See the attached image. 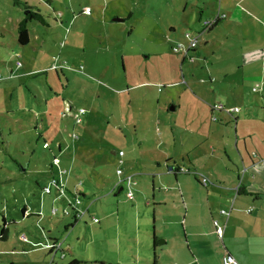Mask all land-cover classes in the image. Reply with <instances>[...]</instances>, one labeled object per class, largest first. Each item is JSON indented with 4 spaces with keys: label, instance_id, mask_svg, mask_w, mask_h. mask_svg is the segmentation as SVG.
<instances>
[{
    "label": "rangeland",
    "instance_id": "obj_1",
    "mask_svg": "<svg viewBox=\"0 0 264 264\" xmlns=\"http://www.w3.org/2000/svg\"><path fill=\"white\" fill-rule=\"evenodd\" d=\"M14 1L0 0V228L4 218L6 225L2 228L7 229L5 239H0V264L48 263L51 254L42 247L47 241V229L52 236L61 235L57 239H64L67 246L65 251H58L52 264H67L71 257L81 264H96L93 261L114 258L117 253L130 254L128 249L142 260L138 264H147L141 257L147 254L148 264H166L163 256L185 240L182 227L188 226L190 215L183 219L184 210L176 200L167 208L160 207L156 243L162 244L160 241L166 237L169 243L160 245L162 252L154 253L151 238L143 236L145 231L153 232V212L141 194V188L151 186V176L134 175L136 186L130 188L133 200H128L124 183L114 187L118 181L116 169L126 168V164H119L117 152L130 155L131 139L141 137V133L132 135L131 126H141L148 119L151 125L158 105L171 101L180 104L172 115L181 113L182 121L191 126L194 119L187 116L188 112L204 109L195 96L207 102L218 93L211 75L218 78L227 73L221 78L228 81L241 76L239 69L218 73V67L231 59L222 47L236 46L237 35L243 31L237 26L217 27L218 23L210 31L218 33L215 39L224 40L211 45L208 39L205 46L202 41L210 31L205 32L195 43L196 50L189 53L193 61L181 63V52H173L172 46L188 43L184 33L193 35L201 29L202 21L213 18L208 9L201 12L188 4L183 12V0H52L50 8L44 0H18L41 10L49 24L44 27L28 22L30 41L19 45L16 25L22 9ZM205 1L216 10L217 0ZM52 8L56 11L52 12ZM197 49L202 50L198 56ZM221 89L226 93L229 86ZM65 101L71 103L73 112L84 109L79 123L62 115L59 104ZM67 113L64 114L68 116ZM156 115L162 117L163 113ZM35 122L38 129L34 128ZM43 141L49 148H43ZM56 142L66 143L67 149L58 151ZM53 157L59 164L50 169ZM59 169L64 170L61 176ZM52 175L67 180L69 190L61 193L51 187L49 193H44ZM164 181L165 178L156 179L155 189H162ZM120 186L122 190L118 191ZM193 194L199 203L192 212L196 223L198 218L201 221L203 195ZM76 198L81 207L88 206V213L73 222L69 206ZM23 207L27 211L24 217ZM191 208L188 202L187 209ZM64 209L69 210L66 216ZM92 215L99 219L98 223L91 222ZM64 223L69 230L63 233ZM191 227L194 229L193 224ZM249 228L252 230L251 226L246 230ZM21 234L26 236V242L19 238ZM257 236H248L249 240L240 246L250 249L251 264H264V243ZM132 238L137 239L138 250L134 251ZM196 238L209 264H220L211 236L202 239L204 242ZM60 253L64 254L62 258Z\"/></svg>",
    "mask_w": 264,
    "mask_h": 264
},
{
    "label": "crops",
    "instance_id": "obj_2",
    "mask_svg": "<svg viewBox=\"0 0 264 264\" xmlns=\"http://www.w3.org/2000/svg\"><path fill=\"white\" fill-rule=\"evenodd\" d=\"M188 4L190 8L195 9L196 7L201 12L208 9L210 14H213V18L218 15V21L214 26L220 23L217 27L237 26L243 31L242 35H237L236 46L232 44V49L222 47L226 49L225 54L231 58L232 62L229 60L230 62L220 64L218 67V73L227 69H231L233 72L239 69L241 76L238 77L239 80L230 79L228 81L221 78L227 73L219 74L218 78L217 75H211L210 81L216 82L218 93L215 99L208 98L207 102L199 98L198 95L195 96L194 100L203 105L204 109L202 112H188L187 116L194 119L193 122H190L191 126L182 121L184 117L181 113L178 116L172 115L180 108V104H175L173 101L158 105L159 111L154 112L151 125L147 123L149 119L141 126L132 125V135L137 136L141 133V137L131 139L129 144L131 148L128 149L130 155L126 156L127 152L122 150H119L122 151V154L117 152L119 164H126L125 167L127 168V171L126 168L121 169V175L130 176L131 190L133 185L136 186L137 180L132 181L135 174L151 176V186H146L145 190L141 188L143 190L141 194L144 197L145 205L151 208L153 212V232L147 233L145 231L143 236L148 240L151 238L150 246L154 253H156L155 250L162 252L163 249L160 245L164 247L169 243V237H166L164 242L156 244L153 250V236L155 239L159 237L156 224L159 222L157 213H159L160 207L165 206L167 208L176 200L184 210L183 219L186 220L187 215H190L188 222L190 228L186 227L185 224L183 227L181 226L185 240L182 241L183 243L178 242L179 248L170 249L169 254L163 256L166 264H209L210 260L207 255L202 253L199 240L196 237L204 242L202 239L210 236L214 242L215 254L220 264L221 256L224 253L231 254L236 264H251L249 259L252 253L248 246L242 248L241 243L245 244L246 240H249L248 236L252 234H257V239L264 243V15H262L264 14V0H217L215 11L209 8L205 0H200V2L183 0V12H186ZM47 7H52V4L47 5ZM54 9L52 12L56 11ZM258 15H262V17ZM197 19L200 18L197 17ZM46 22L48 24L47 20ZM48 25L44 27H48ZM200 25L201 29H198L193 35L191 32H185L184 37L187 39L196 37L198 40L205 32L210 31L203 29L202 22ZM213 31L214 29L203 39V45H207L208 39L212 43L211 45H215L216 41L224 40L221 37L215 39L214 36L218 33ZM232 36H235V33ZM194 50H196L195 47ZM197 50L196 55L198 56L202 50ZM189 56L191 58L186 57L184 59L193 61L194 56ZM147 82L149 81H143V83ZM169 84L172 83L169 82ZM225 85L229 86L226 93L221 89ZM63 104H59L61 110L63 109L62 115L71 118L74 113L72 111L73 106L68 101ZM155 104L157 105L158 101H155ZM219 104L222 105L221 108L216 107ZM47 106L49 109L51 104ZM169 107H173V109H169ZM67 109L71 112L70 114L67 113ZM229 109H233V111L230 112ZM64 113H67L68 116ZM157 113H163L162 117L156 115ZM43 114L46 115L48 112L43 111ZM177 118L181 121H178ZM147 124L148 126H146ZM34 128L38 129L36 122ZM55 145L60 152L67 149L66 143L56 142ZM46 148H49V145ZM83 151L84 156L87 155L85 150ZM136 152L137 155H134ZM149 157L151 158L150 162H148ZM138 159H140L139 162L135 161ZM49 167L50 169L53 168L51 162ZM142 169H144V173H142ZM52 177L54 176L52 175ZM159 177L165 178L166 184L162 186V189L156 190L154 187L155 180ZM203 177L209 181L206 185L201 184ZM61 181L64 184V191L69 190L67 180L61 179ZM119 188L122 190L121 186ZM149 190L150 194L148 193ZM192 192H199L203 195L200 199L203 213L201 214V221L198 218L196 223H194L192 212L194 209H198L195 207L198 201ZM78 193L80 194L79 189ZM80 195L78 196L83 197L82 194ZM128 200H133V197ZM188 202L192 204L190 210L187 209ZM78 206L86 210L83 216L88 213V206L85 208ZM248 208H251V211L247 212ZM22 209H24L22 212L24 217L27 211L24 207ZM91 217L97 218L95 215ZM104 218H106V214H104ZM2 219V225L5 226L6 221L4 218ZM213 221L218 226L224 227L221 237L215 233ZM91 222L98 223L99 219ZM191 224H193L194 229H192ZM247 226H251L252 230L249 228L247 231ZM62 227L63 233L69 230L65 223ZM48 232L47 229L45 236L47 241L53 239L59 241L61 249L65 251L64 248L67 246L64 245V239H57L61 235L52 236ZM130 241L132 246L133 244L134 246L137 245L136 238H132ZM192 242H194L193 245H191ZM157 245L160 248H157ZM185 249L188 251L187 255L184 253ZM135 250H138L137 246L134 247ZM127 252L130 254L122 256L117 253V257L110 258L113 260L101 258L98 262L93 261V263L123 264L122 262H124V264H138L142 262L139 257L134 256L131 249H128ZM141 257L145 259V263H149L148 254ZM72 260L81 264L74 257H71L68 263Z\"/></svg>",
    "mask_w": 264,
    "mask_h": 264
},
{
    "label": "built area",
    "instance_id": "obj_3",
    "mask_svg": "<svg viewBox=\"0 0 264 264\" xmlns=\"http://www.w3.org/2000/svg\"><path fill=\"white\" fill-rule=\"evenodd\" d=\"M87 12H88V10H85V13H87ZM216 18H218V15L215 16L213 19H208V20L202 21L203 29H208L209 27H211L214 24ZM186 35H188V34H186ZM196 42H197V38L196 37H190V38H188V43L183 44V43L179 42L176 45L172 46L171 50L173 52H178V53L181 52L182 57H184V58H186V57L191 58L189 56L190 55L189 53L194 50ZM16 65L19 66L20 62L17 61ZM221 106L222 105L219 104L216 107L217 108H221ZM229 111L231 112V111H233V109H229ZM67 112L71 113L68 109H67ZM83 112H84V109L83 108H79L72 114V117H73L75 123H79L80 122V114H82ZM42 146L44 148H46V147H48V143L47 142H43ZM119 154H122V151H119ZM58 164H59V160L56 157H53L52 161H51V165L58 166ZM121 171L122 170L120 168L116 169V175H117L118 181L116 182L114 187H116L117 185H119L121 183H124L127 186V188H128L126 196H127L128 199H131L132 198V192L130 190V176H122L121 175ZM63 173H64V170H62V169L58 170L59 176H61ZM208 182L209 181L205 177H203L201 179V184L202 185H206ZM51 187H56L58 189V191L61 192V193L64 191V184L61 181L60 177L58 179H56L55 177H52L49 180L48 184L43 188V192L44 193H49ZM77 196H78V194H77ZM78 205H79V199L76 198L75 201L73 202V204H71L69 206L70 210L72 211L73 217H77V219L80 218L84 214V212L86 211L85 209L79 208ZM246 211L247 212L251 211V208H248ZM52 212H54V209H52ZM68 214H69V210L64 209L63 215L66 216ZM92 219L94 221H97V218L92 217ZM213 226H215V233L217 234V236L221 237L222 233H223V227L222 226H218L215 221H213ZM19 238L21 239V241L26 242V236L24 234H21L19 236ZM42 247L44 249H46V251L48 253L51 254L50 255V259H49L47 264H52L53 261H54V257L58 253V251H60V252L63 251L61 249V243L59 241H57V240L47 241V242H45L42 245ZM59 256H60V258H62L64 256V254L60 253ZM220 262H221V264H236L234 257L231 254H229V253H224L221 256Z\"/></svg>",
    "mask_w": 264,
    "mask_h": 264
},
{
    "label": "trees",
    "instance_id": "obj_4",
    "mask_svg": "<svg viewBox=\"0 0 264 264\" xmlns=\"http://www.w3.org/2000/svg\"><path fill=\"white\" fill-rule=\"evenodd\" d=\"M44 2L48 6L51 5V0H44ZM14 3L20 4L21 9H22V17L17 22V25H16V34H17L16 40H17V43L19 45H25L29 42V36H28V30H27V23L28 22L35 21V22H37L43 26H47L48 24H47L46 19H45V14H43L41 12V10H39L37 7L31 6L25 2L19 3L18 0H15ZM217 21H218V18L215 19L214 24H216ZM214 24L211 27H209L208 30H211V28L214 26ZM183 61H185L184 57L181 59V62H183ZM255 196H256V194H255ZM21 210H22V212H24V209H21ZM76 220H77V217H73V222H76ZM70 226H72V225H70ZM4 232H5V229L1 227L0 228V239H3V240L5 239ZM156 244L157 243H156L155 236H153V242H152L153 250H154V247H156ZM77 263L78 262L76 260H72L68 264H77ZM100 264H102V263H100Z\"/></svg>",
    "mask_w": 264,
    "mask_h": 264
},
{
    "label": "water",
    "instance_id": "obj_5",
    "mask_svg": "<svg viewBox=\"0 0 264 264\" xmlns=\"http://www.w3.org/2000/svg\"><path fill=\"white\" fill-rule=\"evenodd\" d=\"M169 109H173V107H169ZM120 189H121V188H119L118 191H120ZM118 191H117V192H118ZM160 242L163 243L164 240H161Z\"/></svg>",
    "mask_w": 264,
    "mask_h": 264
}]
</instances>
